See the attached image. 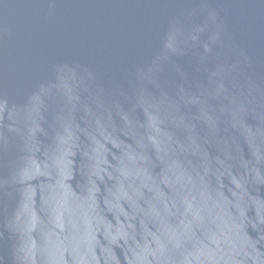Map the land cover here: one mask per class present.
<instances>
[{
  "label": "water",
  "instance_id": "obj_1",
  "mask_svg": "<svg viewBox=\"0 0 264 264\" xmlns=\"http://www.w3.org/2000/svg\"><path fill=\"white\" fill-rule=\"evenodd\" d=\"M0 264H264V0H0Z\"/></svg>",
  "mask_w": 264,
  "mask_h": 264
}]
</instances>
